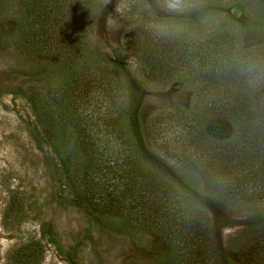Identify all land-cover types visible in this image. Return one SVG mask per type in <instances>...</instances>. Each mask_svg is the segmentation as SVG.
Masks as SVG:
<instances>
[{
	"label": "rangeland",
	"instance_id": "1",
	"mask_svg": "<svg viewBox=\"0 0 264 264\" xmlns=\"http://www.w3.org/2000/svg\"><path fill=\"white\" fill-rule=\"evenodd\" d=\"M22 1L0 0V264H27L21 258L25 254L32 257L29 264H154V254L169 247L160 234L138 220L127 224L93 206L89 214L72 202L77 199L74 189L25 96L34 91L45 101L63 77L44 43L22 46L25 39L42 34L35 26L49 25L52 19L34 16L27 24ZM237 1L184 0L181 9L172 11L165 0H100L86 27L85 58L91 74L99 71L111 78L112 86L118 83L113 99L100 105L102 97L95 98L89 110L120 115L117 105L123 109L127 100L139 102L141 119L149 124L166 123L170 113L192 105L195 86L183 87L172 74L154 78L141 60L142 52L134 51L135 42L152 39L170 47L181 43L191 51L204 40L229 33L246 52L264 47V28L246 27L248 19L233 7ZM241 2L253 21L264 20L258 4ZM248 81L255 90L263 88L264 73ZM173 131L157 135L151 127L147 136L144 163L163 177L190 173L167 152L175 148ZM191 179L219 201L199 198L210 217V264H238L243 250L264 236V192L248 185L241 196L199 176Z\"/></svg>",
	"mask_w": 264,
	"mask_h": 264
},
{
	"label": "trees",
	"instance_id": "2",
	"mask_svg": "<svg viewBox=\"0 0 264 264\" xmlns=\"http://www.w3.org/2000/svg\"><path fill=\"white\" fill-rule=\"evenodd\" d=\"M99 1L21 2L27 24L34 16L52 19L49 25L35 26L42 34L25 39L23 48L44 43L63 72L45 101L34 91L25 96L62 175L74 189L77 199L72 202L89 214L93 206L127 224L138 220L160 234L169 247L154 254V264H210V217L199 198L219 201L199 190L191 178L199 176L241 196L248 185L264 192V87L255 90L248 84L252 76L264 73V47L246 52L229 33L204 40L191 51L181 43L170 47L162 41L138 40L134 51L142 52L141 60L154 78L172 74L183 87L195 86L192 105L170 113L166 123L163 119L144 124L141 103L132 105L129 100L123 109L121 103L116 106L120 115L107 110L97 114L89 105L95 98L102 97L100 105L113 99L118 83L112 86L111 78L99 71L91 74L85 58L86 27ZM241 1L233 7L248 19L246 27L264 28V20L253 21ZM247 1L264 9V0ZM151 127L157 135L175 130V148L167 152L188 175L173 172L172 177L165 175L171 178L167 181L146 167ZM21 258L29 264L32 257ZM238 264H264V236L243 250Z\"/></svg>",
	"mask_w": 264,
	"mask_h": 264
},
{
	"label": "clouds",
	"instance_id": "3",
	"mask_svg": "<svg viewBox=\"0 0 264 264\" xmlns=\"http://www.w3.org/2000/svg\"><path fill=\"white\" fill-rule=\"evenodd\" d=\"M184 0H165L166 7L169 10L176 11L183 7Z\"/></svg>",
	"mask_w": 264,
	"mask_h": 264
}]
</instances>
